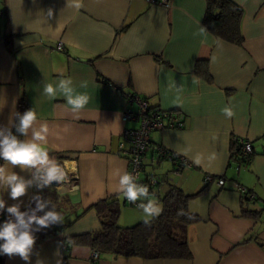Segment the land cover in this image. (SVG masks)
<instances>
[{"label":"crops","instance_id":"obj_1","mask_svg":"<svg viewBox=\"0 0 264 264\" xmlns=\"http://www.w3.org/2000/svg\"><path fill=\"white\" fill-rule=\"evenodd\" d=\"M167 1L79 0L75 8L66 6L67 0H0V126L15 121L21 97L37 113L35 127L48 125L43 147L61 165L67 162L69 176L61 186L49 187L65 194L77 214L84 211L78 219L66 218L70 224L60 235L97 230L100 221L91 206L100 199L124 201L116 189L128 163L119 144L123 130L137 126L136 120H122L126 108H135L127 94L184 115L181 129L154 131L151 142L187 158L191 166L179 174L170 161L154 167L149 150L144 171L169 177L153 199L160 208L158 197L175 185L194 195L188 210L200 217L187 227L189 259L102 254L92 260L91 247H65L55 235L35 242L30 264L38 259L43 264H264V0H234L243 9L241 45L206 28L205 0ZM49 8L54 10L50 20ZM202 26L206 34L200 33ZM58 42L64 50L55 48ZM198 60L207 61L212 83L193 72ZM62 78L71 79L74 97H88L83 109L73 112L58 88L55 99L44 95L46 83L56 87ZM225 107L234 112L231 118ZM233 138L251 142V158L240 165L230 159ZM9 168L25 179L32 176L19 166ZM207 174L222 177L224 184L205 183ZM239 186L255 194L248 206ZM32 195L33 187L18 200L0 190L5 209L16 203L26 207ZM244 208L260 210L259 219L244 216ZM141 219L144 212L133 220ZM2 264L29 262L3 254Z\"/></svg>","mask_w":264,"mask_h":264},{"label":"trees","instance_id":"obj_2","mask_svg":"<svg viewBox=\"0 0 264 264\" xmlns=\"http://www.w3.org/2000/svg\"><path fill=\"white\" fill-rule=\"evenodd\" d=\"M206 9L203 16V24L217 38L235 45H241L244 37L241 31L242 7L234 0H205ZM193 72L212 83V76L209 72L207 61L198 60ZM229 92V91H227ZM18 113L23 114L27 109V104L23 97L19 99ZM18 122V121H16ZM18 138L23 136L15 132ZM253 153V152H252ZM251 154H244L241 151V144L238 139H231L232 162L240 165L251 158ZM0 161H4L0 159ZM39 194L45 199H50L56 206V210L64 216V223L43 229L37 233L36 242H40L48 237L60 235L66 223V218L75 214L78 219L83 213H76L74 204L65 194H61L55 188L46 187L38 190L33 186V195ZM32 195V196H33ZM192 194L185 193L181 188L170 185L168 190L158 197L162 205V210L158 216H153L145 221H139L130 226L118 224L120 216V200L117 196L100 199L91 208L96 211L100 221L97 230L83 232L75 235H60L62 244L66 245H87L98 252V257L102 254H110L117 257H139L143 259H189L191 252L187 237V227L200 217L188 210L189 200ZM32 198V197H31ZM125 204V202H122ZM34 208L35 204L30 199L26 207H20L21 211ZM241 213L253 219H259L260 210L244 208ZM42 215L43 213H39ZM9 219L6 209L0 212V224ZM92 260H95L92 258ZM3 262V254H0V264Z\"/></svg>","mask_w":264,"mask_h":264},{"label":"clouds","instance_id":"obj_3","mask_svg":"<svg viewBox=\"0 0 264 264\" xmlns=\"http://www.w3.org/2000/svg\"><path fill=\"white\" fill-rule=\"evenodd\" d=\"M66 6L79 8V0H67ZM53 9L47 10V18H53ZM201 34H206L205 27L200 28ZM193 82H197L193 79ZM71 79H60L59 84L54 87L51 83H46L43 93L50 99H55L57 88L64 94L66 103L71 106L73 112H77L85 107L88 97L83 94L72 95ZM83 86H86L83 85ZM226 117L231 118L234 112L231 108L222 109ZM15 121L11 118L7 126H0V159L5 161L0 165V190H8L12 200H18L26 195L30 187L43 190L54 182L62 185L69 181L66 171L67 162L61 165L55 157H50L43 145L48 142V125L41 124L36 128L37 113L33 108L26 110L23 114L15 113ZM18 121V122H16ZM20 136L28 137L20 139L14 134L12 129ZM29 133H31L29 137ZM199 163V160L195 161ZM9 165L19 166L21 170H29L32 173L30 179L18 175L10 170ZM71 171H75L74 168ZM127 201L135 203L142 197H149L148 187L136 182L135 177L127 172L119 176V187L116 189ZM35 204L34 208L27 211L20 210V204L16 203L8 206L6 211L9 219L0 224V254L13 256L19 255L22 260L29 262L36 242L35 233L50 228L54 225L63 224L64 216L56 210V206L50 199H45L36 194L31 198ZM6 202L0 198V212L5 210ZM144 221L147 224V217L158 216L161 208L155 200L148 199L143 205ZM39 213H43L40 215ZM36 264H43L42 260H37ZM57 264H60L57 261Z\"/></svg>","mask_w":264,"mask_h":264},{"label":"built area","instance_id":"obj_4","mask_svg":"<svg viewBox=\"0 0 264 264\" xmlns=\"http://www.w3.org/2000/svg\"><path fill=\"white\" fill-rule=\"evenodd\" d=\"M159 4L166 5L167 0H152ZM57 50H64L62 42H58L55 47ZM127 103L135 104V108H126L122 112V120L130 121L136 120L137 126L133 128H126L123 130L121 137L122 142L119 144L121 153L127 158V173L135 177L137 183L145 185L149 190V197H142L135 203L127 201L124 197L123 200L130 206L143 205L148 202V199H154L157 188L168 180L164 179L161 174L151 172L146 174L144 171V158L146 153L151 150V162L154 167H158L164 161L173 162L174 174H179L181 169L186 166H191L187 158L177 154L161 144L151 142V133L163 129H181L184 126V115L179 111L163 110L159 107H152L149 105L145 98L137 94H127ZM241 144V151L244 154H251L253 152L251 142L246 138H239ZM69 177V176H68ZM218 186L224 184L222 177L215 178L211 174L204 176V182L214 181ZM51 187H59L60 184L55 182L50 185ZM238 190L241 193V200L245 206L255 199V194L244 186H239ZM98 252L92 249L91 258L97 259Z\"/></svg>","mask_w":264,"mask_h":264},{"label":"rangeland","instance_id":"obj_5","mask_svg":"<svg viewBox=\"0 0 264 264\" xmlns=\"http://www.w3.org/2000/svg\"><path fill=\"white\" fill-rule=\"evenodd\" d=\"M120 209L121 210H120V216L118 219V224L122 226H130V225L137 223L138 221L134 222L133 220L135 215L139 212L143 213V208L123 204L122 198L120 199ZM149 218L151 217H147L146 219H149Z\"/></svg>","mask_w":264,"mask_h":264}]
</instances>
